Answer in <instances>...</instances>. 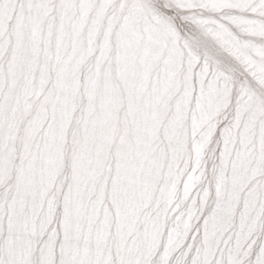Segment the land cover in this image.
<instances>
[{"label":"snow or ice","instance_id":"obj_1","mask_svg":"<svg viewBox=\"0 0 264 264\" xmlns=\"http://www.w3.org/2000/svg\"><path fill=\"white\" fill-rule=\"evenodd\" d=\"M0 264H264V0H0Z\"/></svg>","mask_w":264,"mask_h":264}]
</instances>
